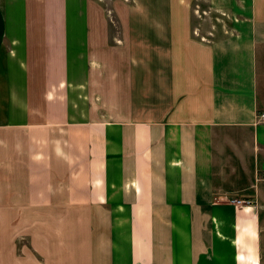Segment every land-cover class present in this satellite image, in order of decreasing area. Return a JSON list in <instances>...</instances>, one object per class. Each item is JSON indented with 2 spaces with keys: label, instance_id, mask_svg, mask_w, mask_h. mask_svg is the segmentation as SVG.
<instances>
[{
  "label": "crops",
  "instance_id": "obj_1",
  "mask_svg": "<svg viewBox=\"0 0 264 264\" xmlns=\"http://www.w3.org/2000/svg\"><path fill=\"white\" fill-rule=\"evenodd\" d=\"M206 2L0 0V264H264V0Z\"/></svg>",
  "mask_w": 264,
  "mask_h": 264
},
{
  "label": "rangeland",
  "instance_id": "obj_2",
  "mask_svg": "<svg viewBox=\"0 0 264 264\" xmlns=\"http://www.w3.org/2000/svg\"><path fill=\"white\" fill-rule=\"evenodd\" d=\"M100 6L104 8L109 16L111 15V9L114 0H97ZM194 16H193V29L194 33L206 38H213L225 34L226 27L229 23H212V17L209 12H205L207 9L206 0H194ZM111 24V32L117 29L116 23ZM119 26V24H118Z\"/></svg>",
  "mask_w": 264,
  "mask_h": 264
},
{
  "label": "built area",
  "instance_id": "obj_3",
  "mask_svg": "<svg viewBox=\"0 0 264 264\" xmlns=\"http://www.w3.org/2000/svg\"><path fill=\"white\" fill-rule=\"evenodd\" d=\"M255 122H264V109L261 111H258L255 116ZM264 178V175L262 176ZM234 202H242L244 201L243 199L239 198H234L232 199Z\"/></svg>",
  "mask_w": 264,
  "mask_h": 264
},
{
  "label": "bare ground",
  "instance_id": "obj_4",
  "mask_svg": "<svg viewBox=\"0 0 264 264\" xmlns=\"http://www.w3.org/2000/svg\"><path fill=\"white\" fill-rule=\"evenodd\" d=\"M236 204V203H235Z\"/></svg>",
  "mask_w": 264,
  "mask_h": 264
}]
</instances>
